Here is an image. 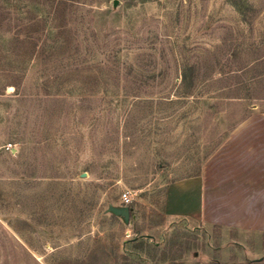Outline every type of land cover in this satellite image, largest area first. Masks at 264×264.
Masks as SVG:
<instances>
[{
	"label": "rangeland",
	"instance_id": "374dc122",
	"mask_svg": "<svg viewBox=\"0 0 264 264\" xmlns=\"http://www.w3.org/2000/svg\"><path fill=\"white\" fill-rule=\"evenodd\" d=\"M259 110L264 0H0V264H264L164 214Z\"/></svg>",
	"mask_w": 264,
	"mask_h": 264
},
{
	"label": "crops",
	"instance_id": "0c3cea01",
	"mask_svg": "<svg viewBox=\"0 0 264 264\" xmlns=\"http://www.w3.org/2000/svg\"><path fill=\"white\" fill-rule=\"evenodd\" d=\"M164 214L170 221L264 232V110L238 122L198 174L168 186Z\"/></svg>",
	"mask_w": 264,
	"mask_h": 264
},
{
	"label": "built area",
	"instance_id": "2783aa9c",
	"mask_svg": "<svg viewBox=\"0 0 264 264\" xmlns=\"http://www.w3.org/2000/svg\"><path fill=\"white\" fill-rule=\"evenodd\" d=\"M121 200L124 202V203H129L130 202V197H129V193L128 192H124L122 193L121 195Z\"/></svg>",
	"mask_w": 264,
	"mask_h": 264
},
{
	"label": "bare ground",
	"instance_id": "6f19581e",
	"mask_svg": "<svg viewBox=\"0 0 264 264\" xmlns=\"http://www.w3.org/2000/svg\"><path fill=\"white\" fill-rule=\"evenodd\" d=\"M10 89H12V88L10 87Z\"/></svg>",
	"mask_w": 264,
	"mask_h": 264
}]
</instances>
